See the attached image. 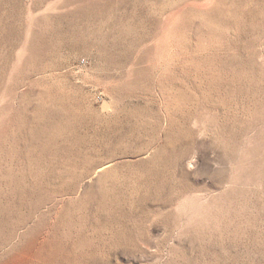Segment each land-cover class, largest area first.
<instances>
[{
	"label": "rangeland",
	"instance_id": "rangeland-1",
	"mask_svg": "<svg viewBox=\"0 0 264 264\" xmlns=\"http://www.w3.org/2000/svg\"><path fill=\"white\" fill-rule=\"evenodd\" d=\"M0 264H264V0H0Z\"/></svg>",
	"mask_w": 264,
	"mask_h": 264
}]
</instances>
